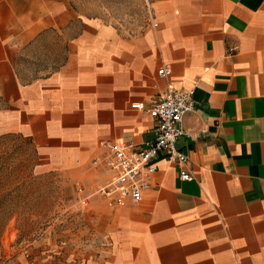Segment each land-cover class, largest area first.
<instances>
[{
	"label": "crops",
	"instance_id": "crops-1",
	"mask_svg": "<svg viewBox=\"0 0 264 264\" xmlns=\"http://www.w3.org/2000/svg\"><path fill=\"white\" fill-rule=\"evenodd\" d=\"M151 14L147 30L127 34L73 0H0V130L31 143L41 172L93 191L108 177L92 167L101 143L146 148L159 96L192 89L177 147L196 180L160 154L140 203L111 209L95 196L74 207L73 252L79 264H264V0H153ZM47 34L55 49L64 40L65 58L22 73L19 57ZM9 233L1 264H48L20 255Z\"/></svg>",
	"mask_w": 264,
	"mask_h": 264
},
{
	"label": "rangeland",
	"instance_id": "rangeland-1",
	"mask_svg": "<svg viewBox=\"0 0 264 264\" xmlns=\"http://www.w3.org/2000/svg\"><path fill=\"white\" fill-rule=\"evenodd\" d=\"M73 1L81 16L97 18L127 34L144 32L152 19L153 0ZM55 41L54 34H47L36 47L22 53L18 61L21 72L35 76L58 66L65 58L66 48L63 40L58 43L62 49H55ZM3 106L0 100V109ZM39 166L38 155L26 138L0 130V234L9 229L12 234L9 233L8 245L14 240L19 254L30 261L41 258L48 264H79L83 257L73 252L72 229L77 215L72 211L79 203V187L85 189V195H92L93 191L68 173L41 172ZM94 197L91 200L97 198ZM88 207H84L86 211ZM66 232L69 236L61 238ZM46 239L47 244L43 245Z\"/></svg>",
	"mask_w": 264,
	"mask_h": 264
},
{
	"label": "built area",
	"instance_id": "built-area-1",
	"mask_svg": "<svg viewBox=\"0 0 264 264\" xmlns=\"http://www.w3.org/2000/svg\"><path fill=\"white\" fill-rule=\"evenodd\" d=\"M158 73L161 78L167 79L171 77L172 69L163 65ZM193 97L192 89L171 90L159 96L149 110V114L157 121L155 139L144 149H138L132 142L103 141L100 145L103 155L93 161L92 167L102 168L108 173V177L96 183L92 195H85V189L79 187L78 204L88 207L93 196L100 197L111 209L125 207L129 203H140L152 190L158 170L155 161L162 153L180 168L179 176L183 181L196 180L195 174L188 168L187 156L177 147L180 138L186 135L182 123L194 109ZM133 107L144 108L141 103H136Z\"/></svg>",
	"mask_w": 264,
	"mask_h": 264
}]
</instances>
